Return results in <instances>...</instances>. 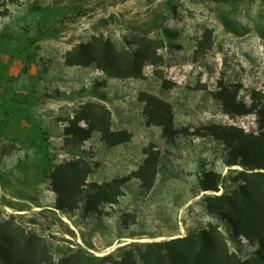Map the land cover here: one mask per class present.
Instances as JSON below:
<instances>
[{
    "label": "rangeland",
    "instance_id": "1",
    "mask_svg": "<svg viewBox=\"0 0 264 264\" xmlns=\"http://www.w3.org/2000/svg\"><path fill=\"white\" fill-rule=\"evenodd\" d=\"M136 52L138 70H106ZM161 102L173 137L151 122ZM212 126L264 130V0H0V258L12 233L44 239L59 260L211 223L252 258L206 208L244 178ZM208 170L220 191L201 189ZM67 193L74 208H57Z\"/></svg>",
    "mask_w": 264,
    "mask_h": 264
},
{
    "label": "trees",
    "instance_id": "2",
    "mask_svg": "<svg viewBox=\"0 0 264 264\" xmlns=\"http://www.w3.org/2000/svg\"><path fill=\"white\" fill-rule=\"evenodd\" d=\"M81 49V47H78ZM141 54L135 53L127 67L119 66L108 58L111 75H128L138 70ZM115 68L112 72L110 66ZM112 68V70H113ZM127 70V71H126ZM226 110L238 114H247L251 108L243 105L242 110L232 109V103H224ZM154 122L163 127L166 137L176 133L172 112L168 105L161 102L156 107ZM215 135L224 140L229 147L228 166L241 165L244 170L237 173L244 178L238 189L220 195H207L206 208L209 213L217 215L225 221L237 237H244L255 246L252 258L242 259L231 251L219 226L209 224L199 232L164 241L132 242L121 246L118 254L108 253L102 257L84 253L66 255L55 260L46 241L33 233L18 235L12 233L6 238L7 246L2 249V264H264V130L258 135L245 134V137L233 136L220 126ZM235 129L234 127H231ZM248 170H252L248 172ZM223 183L221 173L213 170L205 171L199 178V184L204 191H220ZM95 193L89 195L90 204L102 193L101 187L95 188ZM66 196V197H64ZM60 197L56 207L59 209L74 208L73 193ZM70 198L71 201H67ZM93 198V199H92ZM92 199V200H91ZM96 202V201H95Z\"/></svg>",
    "mask_w": 264,
    "mask_h": 264
}]
</instances>
